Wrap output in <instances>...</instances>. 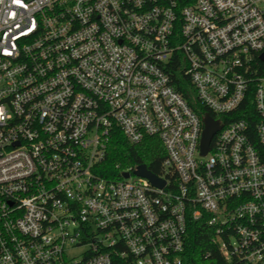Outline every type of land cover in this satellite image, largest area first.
Here are the masks:
<instances>
[{"label": "built area", "instance_id": "built-area-1", "mask_svg": "<svg viewBox=\"0 0 264 264\" xmlns=\"http://www.w3.org/2000/svg\"><path fill=\"white\" fill-rule=\"evenodd\" d=\"M116 130L162 187L100 174ZM203 217L264 264V0H0V264H189Z\"/></svg>", "mask_w": 264, "mask_h": 264}, {"label": "trees", "instance_id": "trees-1", "mask_svg": "<svg viewBox=\"0 0 264 264\" xmlns=\"http://www.w3.org/2000/svg\"><path fill=\"white\" fill-rule=\"evenodd\" d=\"M177 87L183 90L180 81ZM166 150L160 139L147 137L138 144L128 141L120 130H116L108 145L106 159L100 165L99 172L107 178L120 177L121 172L139 164H146L155 174L162 173V161ZM206 219H191L188 223L186 239V259L189 264H226L224 257L216 250L211 241L212 228ZM210 256L206 258V255Z\"/></svg>", "mask_w": 264, "mask_h": 264}, {"label": "water", "instance_id": "water-1", "mask_svg": "<svg viewBox=\"0 0 264 264\" xmlns=\"http://www.w3.org/2000/svg\"><path fill=\"white\" fill-rule=\"evenodd\" d=\"M205 122V129L203 132V138H202V153L205 154L209 150V144L211 141V138L213 134L220 128L221 124L219 121L214 120L211 115L206 114L204 117ZM134 173L145 177L149 179L153 184L162 187L165 183V180L162 178H159L155 173H153L151 170H149L146 166V164L142 163L137 165L136 169L134 170ZM124 177H128L129 173L124 172Z\"/></svg>", "mask_w": 264, "mask_h": 264}]
</instances>
